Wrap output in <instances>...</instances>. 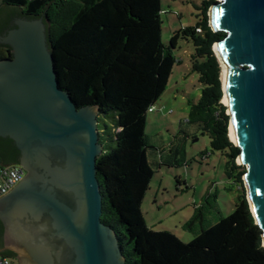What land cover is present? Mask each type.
Segmentation results:
<instances>
[{"label": "trees", "instance_id": "trees-1", "mask_svg": "<svg viewBox=\"0 0 264 264\" xmlns=\"http://www.w3.org/2000/svg\"><path fill=\"white\" fill-rule=\"evenodd\" d=\"M0 1L10 7L3 10L0 35L14 16L42 18L59 87L77 107H97L99 141L105 133L113 142L96 158L100 219L114 230L126 264H264L261 230L246 199L245 167L236 162L240 149L228 136L229 115L221 102V66L213 46L225 33L211 29L207 14L217 0L196 5L194 25L174 31L167 44L161 37V0ZM180 39L192 44L191 70L202 86L198 99L187 102V122L208 136L211 152L225 157L228 189L236 192L232 213L207 226L204 203L211 206L217 194L203 197L184 224L190 229L200 223L188 242L150 228L141 209L154 174L147 157L146 117L181 62L173 52ZM11 55V48L0 43V59ZM7 164L13 161L0 152V165ZM0 255L10 258L4 251Z\"/></svg>", "mask_w": 264, "mask_h": 264}, {"label": "water", "instance_id": "water-1", "mask_svg": "<svg viewBox=\"0 0 264 264\" xmlns=\"http://www.w3.org/2000/svg\"><path fill=\"white\" fill-rule=\"evenodd\" d=\"M8 9L0 6V22ZM207 14L211 29L225 33L213 51L264 247V0H217ZM0 43L12 54L0 59V136L12 138L31 163L25 188L0 209L18 264H126L114 230L100 219L97 107H77L59 87L42 18L16 17Z\"/></svg>", "mask_w": 264, "mask_h": 264}, {"label": "rangeland", "instance_id": "rangeland-1", "mask_svg": "<svg viewBox=\"0 0 264 264\" xmlns=\"http://www.w3.org/2000/svg\"><path fill=\"white\" fill-rule=\"evenodd\" d=\"M202 1L161 0V37L165 44L177 29L194 25L195 6ZM192 51L190 41H178L173 52L181 62L174 66L165 91L147 113V157L154 174L141 205L150 228L170 231L183 242L190 241L200 229L199 222L190 229L184 228V224L194 214V207L201 205L203 197L217 194L215 203L210 198L211 206L204 203L203 225L207 226L220 215L232 213L236 196L235 191L228 189L225 157L218 151L211 152L208 136L201 134L195 124L187 122V102L196 101L202 88L197 73L191 70ZM105 122L109 130L111 125ZM101 140L104 149L113 145L105 133ZM236 162L239 164L238 158Z\"/></svg>", "mask_w": 264, "mask_h": 264}, {"label": "flooded vegetation", "instance_id": "flooded-vegetation-1", "mask_svg": "<svg viewBox=\"0 0 264 264\" xmlns=\"http://www.w3.org/2000/svg\"><path fill=\"white\" fill-rule=\"evenodd\" d=\"M17 16H14L12 18V21L10 23V28L14 26V20ZM98 113H97V129H98ZM100 136V134H99ZM0 152L2 153L5 160L13 161V164H18L21 167L22 176L20 181L3 197L0 198V209H8L11 207L12 202L10 201L14 196H11L14 192L22 191L26 184H27V176L29 174V167L31 166V163L29 162L25 152L21 150L17 145L16 142L10 138L9 136H0ZM36 182H33L32 188L37 187V180H34ZM29 214V213H28ZM47 215V214H45ZM0 252L4 251L7 252L10 255V260L12 264H18L19 263V254L16 252L11 246L14 244L12 236H10V239L7 243L6 240V225L3 222V220L0 218Z\"/></svg>", "mask_w": 264, "mask_h": 264}, {"label": "built area", "instance_id": "built-area-1", "mask_svg": "<svg viewBox=\"0 0 264 264\" xmlns=\"http://www.w3.org/2000/svg\"><path fill=\"white\" fill-rule=\"evenodd\" d=\"M21 176L22 171L18 164L0 165V197L8 193L20 181ZM0 264L12 263L8 257L0 255Z\"/></svg>", "mask_w": 264, "mask_h": 264}, {"label": "bare ground", "instance_id": "bare-ground-1", "mask_svg": "<svg viewBox=\"0 0 264 264\" xmlns=\"http://www.w3.org/2000/svg\"><path fill=\"white\" fill-rule=\"evenodd\" d=\"M221 81H222V75H221ZM222 102H223V100H222ZM223 104H225L224 102H223ZM226 105V104H225ZM229 126H230V121H229V124H228ZM228 134H229V127H228ZM229 138L231 139V141L232 142H235L233 139H232V137L230 136V134H229ZM238 161L240 162V160L238 159Z\"/></svg>", "mask_w": 264, "mask_h": 264}, {"label": "crops", "instance_id": "crops-1", "mask_svg": "<svg viewBox=\"0 0 264 264\" xmlns=\"http://www.w3.org/2000/svg\"><path fill=\"white\" fill-rule=\"evenodd\" d=\"M1 5H3V4H2L1 1H0V6H1Z\"/></svg>", "mask_w": 264, "mask_h": 264}]
</instances>
